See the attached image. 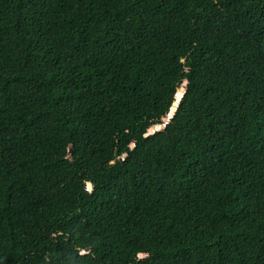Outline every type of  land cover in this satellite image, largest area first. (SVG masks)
I'll return each instance as SVG.
<instances>
[{
	"label": "trees",
	"instance_id": "1",
	"mask_svg": "<svg viewBox=\"0 0 264 264\" xmlns=\"http://www.w3.org/2000/svg\"><path fill=\"white\" fill-rule=\"evenodd\" d=\"M0 264H264V0H0Z\"/></svg>",
	"mask_w": 264,
	"mask_h": 264
},
{
	"label": "water",
	"instance_id": "2",
	"mask_svg": "<svg viewBox=\"0 0 264 264\" xmlns=\"http://www.w3.org/2000/svg\"><path fill=\"white\" fill-rule=\"evenodd\" d=\"M187 82L184 81L182 83V85L179 87L178 91L176 92L175 96H174V101L170 107V110H169V113H168V116L167 118L164 120L165 123L161 124V125H157V126H154L153 128H151L149 130V132L147 134H145L146 136H148L149 134L153 133L154 131L158 130V129H162L165 127V124L168 122V120L174 115L176 109H177V105L179 103V101L181 100L182 96L184 95V92H185V86H186ZM134 147V144H131V148ZM69 152H71V149H69ZM87 189L88 190H91L92 189V186H91V183L90 182H87ZM187 245L183 246V247H180V248H176V249H172L175 252H178L180 250H183L184 248H186ZM172 250L170 251H165L164 253L162 254H170V253H173ZM143 257H146L148 255H142ZM151 256V255H150Z\"/></svg>",
	"mask_w": 264,
	"mask_h": 264
},
{
	"label": "rangeland",
	"instance_id": "3",
	"mask_svg": "<svg viewBox=\"0 0 264 264\" xmlns=\"http://www.w3.org/2000/svg\"><path fill=\"white\" fill-rule=\"evenodd\" d=\"M172 252L174 253V251L172 250Z\"/></svg>",
	"mask_w": 264,
	"mask_h": 264
}]
</instances>
